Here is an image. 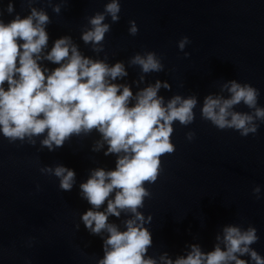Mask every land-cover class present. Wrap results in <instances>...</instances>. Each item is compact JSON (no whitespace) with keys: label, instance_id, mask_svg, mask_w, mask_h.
Instances as JSON below:
<instances>
[{"label":"clouds","instance_id":"clouds-1","mask_svg":"<svg viewBox=\"0 0 264 264\" xmlns=\"http://www.w3.org/2000/svg\"><path fill=\"white\" fill-rule=\"evenodd\" d=\"M35 2L22 0L30 10L26 16L16 13L8 22L0 18V133L9 143L20 141L33 146L35 138L43 137L41 147L55 151L73 136L97 132L100 139L92 151L106 148L105 156L116 157L114 169H91L87 180L79 185L81 198L91 206L81 215L85 228L97 236L107 233L103 237V258L98 264H158L148 256L153 239L144 226L152 217L149 215L146 220L139 209L144 207L145 198L151 197L145 185L157 181L161 157L176 150L172 142L174 123L185 127L192 124L198 99L176 94L165 100L160 90L170 91L171 85L160 80L134 94L131 85L115 83L128 75L123 61L110 64L107 56H86L70 36L56 39L47 50L46 28L51 20L43 9L33 6ZM49 6L54 13H60V5H51L49 0ZM6 11L14 12L13 3L8 4ZM120 12L119 0H110L102 12L87 18L90 27L82 32L81 39L91 45L93 52L104 51L106 33L111 31L105 20L110 17L113 23L118 22ZM128 31L137 35L139 29L134 20L129 21ZM189 43L185 36L177 46L183 52ZM44 61L58 66L49 69ZM128 66L141 70L139 81L133 82L137 85L144 82L146 74L165 69L162 58L154 51L134 54ZM259 96V90L251 84L226 81L220 85L219 94L204 97L201 119L219 130H235L242 137L255 135L258 122H264ZM241 104L249 111L236 110ZM194 137L195 132L186 133L187 140ZM40 171L58 178L62 191H71L76 183L75 171L64 165ZM252 191L259 199L260 186ZM122 214L130 216L123 221V230L109 222L110 216L119 219ZM258 240L257 229L252 225L246 229L227 225L222 235L216 236L211 251L192 244L186 255L173 260L165 253L159 260L162 264H264V256L251 247ZM245 256L249 259L242 258Z\"/></svg>","mask_w":264,"mask_h":264}]
</instances>
